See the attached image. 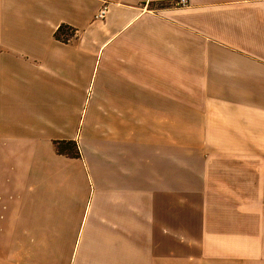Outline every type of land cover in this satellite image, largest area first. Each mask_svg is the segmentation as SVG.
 Listing matches in <instances>:
<instances>
[{"label":"crops","instance_id":"1","mask_svg":"<svg viewBox=\"0 0 264 264\" xmlns=\"http://www.w3.org/2000/svg\"><path fill=\"white\" fill-rule=\"evenodd\" d=\"M175 1L0 0V264H264V0Z\"/></svg>","mask_w":264,"mask_h":264},{"label":"trees","instance_id":"2","mask_svg":"<svg viewBox=\"0 0 264 264\" xmlns=\"http://www.w3.org/2000/svg\"><path fill=\"white\" fill-rule=\"evenodd\" d=\"M170 4L166 5L163 4L162 7L166 8L169 7ZM78 31L74 29L73 27L63 25L61 26L58 31L55 34V37L57 40L64 42V43H70L68 36L70 35L71 40L77 36ZM74 37V38H73ZM58 152L60 154L70 156V157H79L80 156V151L78 144L76 142H58L56 143Z\"/></svg>","mask_w":264,"mask_h":264},{"label":"built area","instance_id":"3","mask_svg":"<svg viewBox=\"0 0 264 264\" xmlns=\"http://www.w3.org/2000/svg\"><path fill=\"white\" fill-rule=\"evenodd\" d=\"M171 5L175 8H186V7H190V2L188 0H176ZM106 13H107V9L106 8L102 9L100 13L98 14L97 18H100V19L105 18ZM68 39L70 42L72 41L70 38V35L68 36Z\"/></svg>","mask_w":264,"mask_h":264},{"label":"rangeland","instance_id":"4","mask_svg":"<svg viewBox=\"0 0 264 264\" xmlns=\"http://www.w3.org/2000/svg\"><path fill=\"white\" fill-rule=\"evenodd\" d=\"M73 38H74V37H73ZM88 118H89V117H88ZM218 139H222V138L218 137ZM257 139L260 140V141H263V138H262V137H258Z\"/></svg>","mask_w":264,"mask_h":264}]
</instances>
